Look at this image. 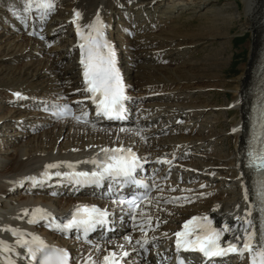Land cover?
Segmentation results:
<instances>
[{"label":"bare ground","instance_id":"bare-ground-1","mask_svg":"<svg viewBox=\"0 0 264 264\" xmlns=\"http://www.w3.org/2000/svg\"><path fill=\"white\" fill-rule=\"evenodd\" d=\"M166 1L171 4L167 5ZM175 1L52 0L54 8L51 11L42 9L40 20H44L43 23L37 19L34 24L38 35L42 31L46 35L44 41L21 33L20 38L15 35V46L6 48V43L0 45V241L6 242L13 250L0 251V261L7 257L17 264H25L27 261L24 258L26 249L16 243L18 237L11 231L4 230L11 228L26 234L24 238L32 239L33 235H41L48 242L72 249L77 255V264H85L89 258L96 264H103V258L107 254L121 255L130 249H135L129 259L134 264L157 263L154 256L145 258L143 253L140 254V245L135 240L144 236L152 245L154 242L160 243L165 234L159 232L160 228L153 229L148 234L117 232L108 242L92 249L86 244L66 241L47 230L41 225L46 220L28 222L33 218L32 211L37 208L64 217L80 206L82 201L90 199L88 197L93 191L66 188L59 197H50L39 187L38 190H31V179L27 178L43 177L46 170L52 173L68 169V164L90 171L94 165L84 161L101 158L104 155L102 148H131L146 161L163 160V157L176 155L177 159L189 165L183 172L161 166L162 163L152 165L166 179L157 199L146 208L144 217H151V221L165 220L163 228L179 227L181 221L193 214L210 215L218 219L220 225L240 226L236 217H243L248 209L247 205L253 202L252 186L247 192L248 201L241 187L242 182L247 184L254 177L242 167L239 170L238 162L243 160L247 151L245 135L251 91L256 81L264 38V0H242L241 5L237 3L244 26L252 31V40L245 45L249 49V58L240 65L242 71L238 75L232 79L225 78L230 85L223 86L211 81L222 79L221 75L226 76L229 61L223 60V56L220 61L213 59V56L201 59L193 56L197 48L207 41L214 42L223 38L225 42H221L222 45L228 44L227 34L223 32L228 30L225 23L207 24L203 21L211 17L209 10L201 14L199 18L202 20L195 27L189 21H179V24H170V30L157 28L158 33L169 38L146 35L131 40L134 59L124 58L118 38L115 37L120 27L119 19L145 15L151 19L148 26L155 24L158 19L164 25L172 21L171 17H182V11L190 4L197 6L200 12L211 3L209 0H190L186 6L174 3ZM2 3L4 2L0 0V4ZM24 4L25 1L18 0L16 6H23L24 10ZM76 12L81 14L78 20ZM175 14L178 16H173ZM97 16L104 25V37L115 52L116 68L130 95V102L134 105L129 121L117 126L98 125L95 123L98 118L92 115L90 102H74L87 95L84 91L80 48L85 41L78 35L77 25L85 37L94 35L89 25L97 20ZM161 19L165 21L162 22ZM130 26L136 30L135 25ZM51 29L53 31L49 32ZM24 30L26 27L20 25L17 32L11 30L0 33L11 38L14 33ZM27 30L31 31L30 25ZM121 35L124 36L125 33ZM59 38L68 43L59 49V59L55 60L46 55V43ZM177 40L184 44L171 48ZM35 42L43 48L40 62L35 60ZM164 49H174L176 52L166 54ZM28 58L31 60L25 62ZM167 58L170 64L166 65L163 60ZM20 61H24L23 69H18L16 65ZM36 62L37 65L33 66ZM217 67L223 74L217 72ZM77 89L80 91L75 92ZM210 89L226 94L230 92L231 98L225 103L204 100L210 94ZM16 93L20 96H16ZM43 99L47 101L40 102ZM53 99L64 101L79 114H89L90 123H80L73 118L55 120L51 114L41 109ZM50 105L54 106L55 103ZM32 107L36 108L32 110ZM229 112L236 114L230 117ZM221 114L226 119H220ZM224 121L228 123L227 132L216 131L215 127ZM226 134L232 136L233 147L217 148ZM49 164H58L59 167L46 169ZM39 186L44 188L45 184ZM25 210L29 215H25ZM146 224H149L148 220ZM137 230L140 231L139 228ZM126 237H131V244ZM17 253L20 255H16Z\"/></svg>","mask_w":264,"mask_h":264},{"label":"snow or ice","instance_id":"snow-or-ice-1","mask_svg":"<svg viewBox=\"0 0 264 264\" xmlns=\"http://www.w3.org/2000/svg\"><path fill=\"white\" fill-rule=\"evenodd\" d=\"M25 11L30 10L33 5L47 11L54 8L52 0H25ZM81 14L75 13L78 20ZM75 22V21H74ZM94 35L90 34L85 37L77 25L78 35L85 41L80 45L82 51L81 64L83 65V77L86 85L85 91L91 94L93 103L96 104L98 114H103L109 119L120 118L123 111V101L126 99L124 95V85L116 68L115 52L111 44L105 39L103 28L104 25L100 21L99 16L97 20L89 25ZM34 34V33H30ZM43 38V37H41ZM107 49V51H104ZM20 96L19 93L15 94ZM70 111L68 106L56 115H64L65 112ZM87 115L86 113L84 114ZM80 121L82 117H76ZM85 122H87L85 120ZM101 152L104 154L102 158L93 159L91 161H84V163H92L96 166L95 171L92 172H73L71 174L64 173L77 183L101 184L105 179H112L117 181L118 178H123L124 182L139 183L135 180L133 173L136 171L138 165V158L131 148H124L123 146L117 148H102ZM256 159L259 163L254 166L261 173L259 187L256 192L258 203H251L248 209L245 210L243 217H236L240 223L237 229L233 225L224 224L222 227H213V222L208 216H194L186 221L181 231L174 233L175 248L177 253L184 252H198L206 259L216 257H224L228 255H237L241 259L247 256L249 264H264V152L259 154ZM168 162V161H164ZM59 167L58 164H49L46 169ZM69 168L73 165L68 164ZM48 177L49 173L46 170L43 174ZM56 176L62 174L57 172ZM35 181L34 177H29ZM203 187V185H202ZM245 199L249 200L247 191H245ZM120 203H125L121 200ZM130 207L136 205L135 199L127 201ZM255 213V216H254ZM25 215H29L25 210ZM106 212L101 211L95 206H78L72 214L71 219L67 223H56V218L52 217L50 213L45 210L37 208L31 213L33 217L28 222L36 223L38 220H47L48 227L55 228L59 231H67L71 229H83L84 233L92 230L96 224L104 223ZM148 223H151V217H148ZM6 231H11L14 236H17V245L26 249L27 255L25 259H29L33 264H69V254L66 250L58 249L48 246L43 240L36 236H32L31 240L24 239L26 234L19 230L7 228ZM141 231L144 228L141 227ZM230 235V238H226ZM131 244V237H126ZM141 248L148 243L147 239L143 242L136 241ZM123 247V246H121ZM0 251L12 252V248L6 242L0 241ZM16 255H20L17 253ZM128 252H124L123 256H128ZM0 264H14V261L7 257L0 261ZM85 264H96L91 258ZM103 264H120L115 253H109L103 258ZM178 264H184L183 259L178 261Z\"/></svg>","mask_w":264,"mask_h":264},{"label":"rangeland","instance_id":"rangeland-1","mask_svg":"<svg viewBox=\"0 0 264 264\" xmlns=\"http://www.w3.org/2000/svg\"><path fill=\"white\" fill-rule=\"evenodd\" d=\"M2 1L4 3L0 4V8H2V9H0V31L11 32L9 25H11L13 23L12 12L17 9L16 7L19 8V6H16L18 3V0H7V3L5 0H2ZM23 1H25V0H23ZM189 2H190V0H176L174 3L183 4V5L186 4V6H188L189 4H187V3H189ZM208 2H211V3H209L208 6L206 8H204L203 10H201L200 12L198 11L199 8L197 6L193 7L190 4L191 6L189 5V7H186V9H184V11H182L183 13L180 15L182 17H171V18H173L172 21L166 22V24L164 23V25L161 22L159 23L160 19H158V21L155 22L154 26L153 25L148 26L147 23L148 22L151 23V19L148 18V16L144 15L146 18L143 19L144 16L141 17L142 18L141 23L146 25L150 29H144L142 31H139L138 32L139 35L137 34L135 36V38H138L139 36L144 37L146 35L147 36L148 35L149 36L150 35H153V36L157 35V36L162 37V38L167 37V36H165V34H162L160 32L158 33L159 30H157V28L159 27V28H163V29L165 28L167 30H170L171 27L169 28V25L172 24L173 22L174 23L177 22L179 24L180 22H185V21L186 22L189 21L190 25H192V27L194 25V27H195L202 20V19L200 20V18H199L201 16V14L202 13L204 14V12L206 13L208 10L211 11V14H212L211 17L208 19H203V21H205L207 24H213L216 22L225 23L226 26L228 27V30H225L223 32L227 34L226 37L228 40V44L222 45L221 42H225V40L223 38L222 39L219 38L216 41L214 40V42H210V41L208 42L207 41L197 48L196 53H194L193 56H195L197 59H201V58H204L206 56H210V57L213 56V59H215L216 61H217V59H218V61L222 60L220 58H222L221 56H223L224 57L223 60L229 61L228 62L229 63L228 69L226 72L227 74H226V76L221 75L222 79H218V80L214 79L211 82H213V84L214 83L220 84V85L222 84L221 86L228 85L229 83H227L225 78L226 79H232L236 75H238L242 71L240 68L241 67L240 65L244 64L249 58V49H248V47H245V45L247 43H249L250 40H252V31L249 30L248 28H246L244 26V23L241 20V12L238 9L237 3L241 5L242 0H209ZM168 3L171 4V2L166 1L167 5H169ZM12 4H15V5H12ZM61 7H63V6H61ZM64 7H65V5H64ZM160 7H162L161 4H160ZM55 14H58V12H56ZM173 16H178V15L175 14ZM120 20H122L121 22H123L124 19H120ZM120 20H119V22H120ZM161 20H163L162 22L165 21L164 19H161ZM119 22H118V24H119ZM153 23L154 22L152 21V24ZM158 23H159V25H158ZM4 26H7V27H4ZM44 26H45V24H44ZM192 27H190V28H192ZM52 31L53 30L51 29L49 32H52ZM120 31L121 30L119 27L118 32H120ZM118 32H117V34H118ZM123 33H126V32L124 31L121 34H123ZM9 34H11V33H9ZM121 34H119V36L116 35L115 37H116V39L118 37H124V38H122L121 44H120V38L117 39L120 48H122V51H123L122 54L124 55V58L126 60H133L134 56H135V52H134V48H132L130 46L132 44L131 39L127 38L126 36H123ZM6 35L7 34L0 33V45H5V43H6V48H8L9 46H15L14 43L17 41V37L20 38L22 36L21 32H19L18 34L14 33L13 37H11V38H8L9 35H7V36ZM6 38H8V39H6ZM167 38H169V37H167ZM38 41H40V40H38ZM42 41L43 40H41V42ZM36 43L37 42H35L34 49H36V56L37 57L35 58V60H37V62L38 61L40 62V58H42V55L40 56V54L43 53V51H42L43 48L40 45H38L39 43H37V45H36ZM67 43L68 42L63 41V39H60V38L57 39L56 42L46 43V46L48 49V52L46 55H50L51 58L58 60L59 59V56H58L59 49L64 48L67 45ZM180 44L183 45L184 44L183 41L177 40L174 43V45H172L171 48L175 49L178 45L180 46ZM147 48H150V47H147ZM152 49L154 50V48H152ZM174 49H168V50L164 49L163 51H165V53L167 54V52L168 53L176 52ZM218 51L221 54L224 53V55H221ZM165 53L163 55H165ZM219 55H220V57H219ZM29 60H31V58L25 59L24 61L26 62ZM32 60H34V59H32ZM24 61H20V62L16 63L18 69L24 68V66L22 65V63ZM37 62L33 66L37 65ZM163 63L164 64L166 63V65L170 64L169 58L164 59ZM133 66L136 67L137 65L133 64ZM218 68L219 67H217V69ZM217 72L220 73L221 71L218 69ZM220 74H223V73H220ZM231 85H232V82H231ZM229 98H231L230 92H228L226 94L225 92H221L219 90H214V89L211 90L210 89V94L206 95V97H204L203 99L204 100L209 99L210 101H212L214 103H225ZM35 108L36 107H34V108L32 107V110H34ZM235 114H236L235 112H229L230 117H233V115H235ZM220 119H226L225 115L221 114ZM215 128H216L215 129L216 131L226 133L227 128H228V123L226 121H224L223 123L219 124V126H217ZM222 138H224V139H222V143L219 144L217 148L225 149L229 146L233 147V145H232L233 140H232L231 135L228 136L226 134V135H223Z\"/></svg>","mask_w":264,"mask_h":264}]
</instances>
